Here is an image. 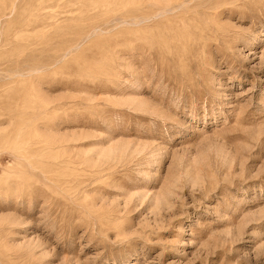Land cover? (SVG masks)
<instances>
[{
  "label": "rangeland",
  "instance_id": "1",
  "mask_svg": "<svg viewBox=\"0 0 264 264\" xmlns=\"http://www.w3.org/2000/svg\"><path fill=\"white\" fill-rule=\"evenodd\" d=\"M0 264H264V0H0Z\"/></svg>",
  "mask_w": 264,
  "mask_h": 264
}]
</instances>
